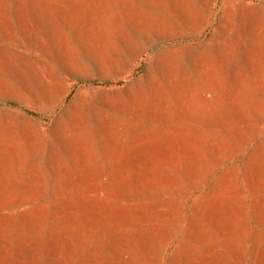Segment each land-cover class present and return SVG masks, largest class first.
<instances>
[{"label": "rangeland", "instance_id": "rangeland-1", "mask_svg": "<svg viewBox=\"0 0 264 264\" xmlns=\"http://www.w3.org/2000/svg\"><path fill=\"white\" fill-rule=\"evenodd\" d=\"M0 264H264V0H0Z\"/></svg>", "mask_w": 264, "mask_h": 264}]
</instances>
